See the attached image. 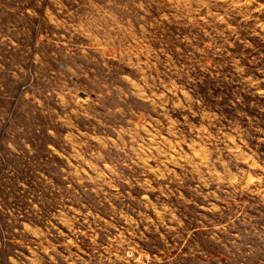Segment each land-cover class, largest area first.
<instances>
[{
    "label": "rangeland",
    "instance_id": "obj_1",
    "mask_svg": "<svg viewBox=\"0 0 264 264\" xmlns=\"http://www.w3.org/2000/svg\"><path fill=\"white\" fill-rule=\"evenodd\" d=\"M0 264H264V0H0Z\"/></svg>",
    "mask_w": 264,
    "mask_h": 264
}]
</instances>
